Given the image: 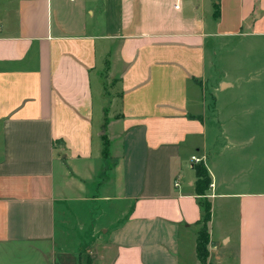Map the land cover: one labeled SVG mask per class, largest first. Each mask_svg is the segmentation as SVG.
<instances>
[{
    "label": "crops",
    "instance_id": "crops-1",
    "mask_svg": "<svg viewBox=\"0 0 264 264\" xmlns=\"http://www.w3.org/2000/svg\"><path fill=\"white\" fill-rule=\"evenodd\" d=\"M251 36L264 0H0V264H201L204 199L209 263L264 264V106L218 100L264 105L216 62Z\"/></svg>",
    "mask_w": 264,
    "mask_h": 264
},
{
    "label": "rangeland",
    "instance_id": "rangeland-1",
    "mask_svg": "<svg viewBox=\"0 0 264 264\" xmlns=\"http://www.w3.org/2000/svg\"><path fill=\"white\" fill-rule=\"evenodd\" d=\"M237 47H233L232 55L225 58L224 53H219L216 58L217 67L222 70V67L227 65L230 68L242 67L245 68L240 84H259L264 79V37L251 36L245 38L242 44L237 43ZM232 49V48H231ZM223 54V55H222ZM225 60V61H224ZM222 75V73H221ZM234 77L236 74H230L229 77ZM232 77V78H233ZM235 78V77H234ZM258 93V91H254ZM245 91L235 89L225 90L218 93V100L221 105L222 113H260L262 102L257 97L249 100L243 99ZM226 105V106H225ZM228 105V106H227ZM253 130V129H252ZM250 143L245 147L248 149H259L258 138L249 139ZM252 163V162H251ZM250 163V164H251Z\"/></svg>",
    "mask_w": 264,
    "mask_h": 264
},
{
    "label": "trees",
    "instance_id": "trees-1",
    "mask_svg": "<svg viewBox=\"0 0 264 264\" xmlns=\"http://www.w3.org/2000/svg\"><path fill=\"white\" fill-rule=\"evenodd\" d=\"M217 14H219V7L217 4ZM107 122V120L105 121ZM104 140V152L107 153V149L109 146V141L106 135H103ZM196 174H197V190L199 194L204 195L205 191L208 189L210 185V176L204 162H200L196 164ZM203 209L204 215L202 222L201 230L199 231L197 237V254L201 261V264H211L208 261L209 258V245L211 243L210 232H209V222L211 219V203L208 199L203 200Z\"/></svg>",
    "mask_w": 264,
    "mask_h": 264
},
{
    "label": "built area",
    "instance_id": "built-area-1",
    "mask_svg": "<svg viewBox=\"0 0 264 264\" xmlns=\"http://www.w3.org/2000/svg\"><path fill=\"white\" fill-rule=\"evenodd\" d=\"M192 161H193V164H197V163H200V162H204V159L201 158V157H198L196 155H193L192 156Z\"/></svg>",
    "mask_w": 264,
    "mask_h": 264
}]
</instances>
